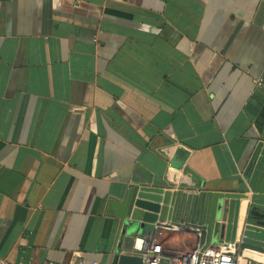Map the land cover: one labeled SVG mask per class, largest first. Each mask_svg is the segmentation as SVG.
I'll list each match as a JSON object with an SVG mask.
<instances>
[{
	"label": "crops",
	"instance_id": "crops-1",
	"mask_svg": "<svg viewBox=\"0 0 264 264\" xmlns=\"http://www.w3.org/2000/svg\"><path fill=\"white\" fill-rule=\"evenodd\" d=\"M258 142L264 0H0L7 264H116L130 186L241 191ZM152 239L169 254L199 242Z\"/></svg>",
	"mask_w": 264,
	"mask_h": 264
},
{
	"label": "water",
	"instance_id": "water-1",
	"mask_svg": "<svg viewBox=\"0 0 264 264\" xmlns=\"http://www.w3.org/2000/svg\"><path fill=\"white\" fill-rule=\"evenodd\" d=\"M245 187L238 192L200 191L185 194L145 184L130 186L120 204L116 264H142L141 257L120 252L121 243L135 234L153 231L154 225L170 221L178 232L192 234L200 245L233 241L241 247L264 252V142H258L243 171ZM247 200L246 218L241 207Z\"/></svg>",
	"mask_w": 264,
	"mask_h": 264
},
{
	"label": "built area",
	"instance_id": "built-area-1",
	"mask_svg": "<svg viewBox=\"0 0 264 264\" xmlns=\"http://www.w3.org/2000/svg\"><path fill=\"white\" fill-rule=\"evenodd\" d=\"M256 83L261 86L262 80L259 79ZM159 228L178 231V227L170 221L155 224L153 231ZM153 233L141 234L132 239V253L141 257L142 264H264L256 257L258 251L241 247L239 236L233 241L222 240L207 245H200L198 242L189 252L169 254L153 241ZM0 264L7 263L0 259Z\"/></svg>",
	"mask_w": 264,
	"mask_h": 264
},
{
	"label": "rangeland",
	"instance_id": "rangeland-1",
	"mask_svg": "<svg viewBox=\"0 0 264 264\" xmlns=\"http://www.w3.org/2000/svg\"><path fill=\"white\" fill-rule=\"evenodd\" d=\"M190 235H188L187 237H181V240L183 241V244H187V242L189 241V240H191V238L189 237ZM175 241V240H174ZM177 241H175L174 243H176Z\"/></svg>",
	"mask_w": 264,
	"mask_h": 264
},
{
	"label": "bare ground",
	"instance_id": "bare-ground-1",
	"mask_svg": "<svg viewBox=\"0 0 264 264\" xmlns=\"http://www.w3.org/2000/svg\"><path fill=\"white\" fill-rule=\"evenodd\" d=\"M244 210H245V203L242 204V207H241V219L243 218L244 216Z\"/></svg>",
	"mask_w": 264,
	"mask_h": 264
}]
</instances>
